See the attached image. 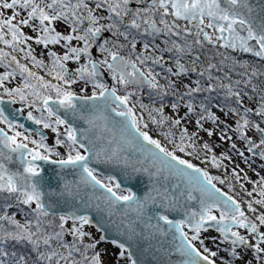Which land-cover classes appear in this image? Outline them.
Returning <instances> with one entry per match:
<instances>
[{
	"label": "snow or ice",
	"instance_id": "1",
	"mask_svg": "<svg viewBox=\"0 0 264 264\" xmlns=\"http://www.w3.org/2000/svg\"><path fill=\"white\" fill-rule=\"evenodd\" d=\"M0 104V264H264V5L0 0Z\"/></svg>",
	"mask_w": 264,
	"mask_h": 264
},
{
	"label": "water",
	"instance_id": "2",
	"mask_svg": "<svg viewBox=\"0 0 264 264\" xmlns=\"http://www.w3.org/2000/svg\"><path fill=\"white\" fill-rule=\"evenodd\" d=\"M250 3L257 6L264 5V0H250ZM257 11H259V9H257ZM244 57L251 58V54H244ZM0 107L5 108L6 112L10 115L11 118L17 120L19 123L24 124L26 128L30 130H41L40 126H37L32 121H29L27 119V116L23 112L21 113L20 111H18L20 108L16 107L14 104H0ZM61 114H63V110H61ZM66 118L69 119L76 127H85L82 121H73L71 120L70 116ZM43 132L46 136H48V133L45 130H43ZM45 167L47 168L48 166L45 165ZM93 167H96L98 169V172L104 176L111 175L116 177L117 182L121 184L122 188H130L138 196H142L144 191H146L147 187L149 186V178L146 174L141 173L130 177L125 175V173L121 170L120 167L114 165L93 164ZM84 211H87L92 217H94V219L99 222L101 228L106 230V235L109 240V242L107 243H110L112 239H116L120 242H123L125 240V237L120 235V233L117 232L116 228L114 227V222H118L119 215L109 218L107 213L97 212L95 208L85 209ZM118 211L123 212V209H119ZM128 218L132 219L133 216L129 215ZM176 218L179 217L177 216ZM99 234L101 235L104 233L99 232ZM179 258V254L173 255V260H178Z\"/></svg>",
	"mask_w": 264,
	"mask_h": 264
},
{
	"label": "rangeland",
	"instance_id": "3",
	"mask_svg": "<svg viewBox=\"0 0 264 264\" xmlns=\"http://www.w3.org/2000/svg\"><path fill=\"white\" fill-rule=\"evenodd\" d=\"M244 58H246V57H244ZM246 59H250V58H246ZM16 106L19 107L18 104H16ZM0 126H2V125H0ZM45 131L49 134V136H50V134L53 135L51 133L50 129H45ZM152 134L154 136L156 135L155 133H152ZM157 138H159V137H157ZM162 143H166V142H164L162 140ZM167 147L171 148V145H167ZM183 156H184V154H183ZM189 158H191V157H189ZM194 160H196V162L198 164H201V166L200 165H198V166H200V167H204L205 166V165H203L201 163L200 159H194ZM258 164H259V161H257V164H256L257 168H258ZM258 170H259V168H258ZM210 171H211V173L213 175L214 174H217V175H221L222 174L221 170L210 169ZM261 174L264 175V172H262ZM249 175H252V174L249 173ZM253 179H255L254 176H253ZM89 230L92 231L97 237L100 235L99 232H97L94 228H91ZM101 248L107 249L108 255L105 256V261L107 262V264H126V262L124 260H121V259L118 258L117 253H118L119 249L116 246H114L113 244L104 243V244L101 245Z\"/></svg>",
	"mask_w": 264,
	"mask_h": 264
},
{
	"label": "flooded vegetation",
	"instance_id": "4",
	"mask_svg": "<svg viewBox=\"0 0 264 264\" xmlns=\"http://www.w3.org/2000/svg\"><path fill=\"white\" fill-rule=\"evenodd\" d=\"M15 105V104H14ZM26 115V114H25ZM27 116V115H26ZM167 146V145H166ZM181 156H183V154H180ZM185 158H188V159H191L192 160V162L194 163V164H196V165H200V164H198L197 162H196V160H194L193 158H189V157H185ZM259 165V164H258ZM201 166V165H200ZM214 175H217V174H214ZM218 187H221L222 188V190L223 191H225V192H229V194H233L232 193V191H230L229 189H228V187H227V185H224V186H221V185H217ZM236 191H240L239 190V188H238V186H237V188H236ZM222 255H223V253H221Z\"/></svg>",
	"mask_w": 264,
	"mask_h": 264
},
{
	"label": "trees",
	"instance_id": "5",
	"mask_svg": "<svg viewBox=\"0 0 264 264\" xmlns=\"http://www.w3.org/2000/svg\"><path fill=\"white\" fill-rule=\"evenodd\" d=\"M18 105H19V107L16 106V104H15L16 107H18V108H20V109L23 108V105H21V104H18ZM23 113L27 115V109H24ZM36 114L38 115V113H36ZM52 136H53V135L50 134V136H49V134H48L49 139H51ZM179 155H180V154H179ZM200 165H201V164H200ZM13 210H14V209H13Z\"/></svg>",
	"mask_w": 264,
	"mask_h": 264
}]
</instances>
